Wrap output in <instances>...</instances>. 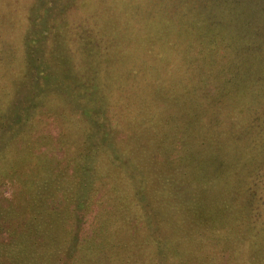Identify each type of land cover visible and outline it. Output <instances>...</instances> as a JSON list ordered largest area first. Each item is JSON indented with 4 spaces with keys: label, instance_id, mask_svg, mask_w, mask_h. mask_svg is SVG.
<instances>
[{
    "label": "trees",
    "instance_id": "trees-1",
    "mask_svg": "<svg viewBox=\"0 0 264 264\" xmlns=\"http://www.w3.org/2000/svg\"><path fill=\"white\" fill-rule=\"evenodd\" d=\"M79 1L69 0L70 10L79 11ZM110 2L113 0L99 3L109 6ZM191 2L193 0H142L140 5L124 6L126 10H138L141 15L132 26L134 20H126L125 24H129L123 29L124 34L132 31L138 35L135 44L125 42H132L135 35L115 36L118 21L114 17L106 23L101 21L98 31L104 35L98 43L89 27L75 23L64 27L52 24L37 58L48 80L33 78L26 63L30 60L28 51L23 53V67L20 65L21 50H25L23 33L19 38L20 20H0V45L6 44L8 51L4 62L0 58V64L3 62L2 68L10 71V91L15 90L19 98L24 96L22 105L28 107L26 111L37 110L47 97L78 110L82 108L78 106L79 100L97 98L105 102L103 106L111 113L113 125V128L111 123L99 128L91 121L73 120L63 113L62 122L71 132L62 136L61 146H75L76 153L68 151L72 158L77 154L76 162L70 159L72 163L65 161L66 158L59 162L48 155L40 157L36 144L17 142L20 134L9 135L8 142L0 144V264H74L81 261L76 256L85 258L89 264H191L185 261L186 256L195 264H264V221L258 210H246L249 225L239 229V215H244L243 210L238 209L234 214L230 205L227 207L231 209L227 210L213 206L206 213L201 209L198 212L193 207L196 200L182 195L186 190V193H196L205 187L215 195L229 192L230 196L245 195L251 200L250 207L264 205L261 170L233 163L231 152L219 153L218 159L211 154L207 156L214 162L236 167L233 176L237 180L222 175L217 181L212 177L207 182L197 183L199 178L186 171L190 169L189 164L176 159L177 153L187 157L182 151H192L196 143L217 151L221 150L218 146H222L221 141L220 145L214 141L207 143L212 135L201 138L193 127L204 124L198 114L200 106L195 103L205 95L202 80L228 76L224 73L229 67L224 63L230 60L225 52L229 44L220 37V23L204 17L205 10L197 12ZM110 6L108 9L112 12ZM206 11L212 12L211 7ZM98 24L93 22L95 29ZM237 48L247 51L249 42L242 40ZM152 52V56L149 55ZM129 53L139 57V64ZM145 60L149 62L141 63ZM77 65L83 68L85 75H79ZM230 75L227 84H235ZM102 78L106 93L101 95L96 89L102 86ZM114 92L118 105L113 99ZM256 93L248 99H257L256 94L261 97L259 103L264 101V93ZM255 102L242 108L244 112L251 111L250 118L256 116L257 104L252 105ZM54 104V109L61 108L60 104ZM204 110L208 112L205 105ZM33 116L25 114L20 118L25 129ZM255 122L254 117L249 124L241 122L232 126V133L238 136L235 143L245 144L244 155L255 151L259 136L264 135L263 131L254 130ZM99 148H106L113 156L96 164L94 161L98 159H93L96 155L92 153H97ZM240 148L234 146L233 150ZM125 161L127 164L122 163ZM20 162L27 163L26 167L18 166ZM61 164H65L64 167ZM68 164L73 166L68 168ZM170 164L181 165L183 173L169 174L160 167ZM4 180L14 185L10 194L11 188L6 189ZM254 180L262 181L260 190ZM213 181L222 184L214 189ZM129 182L133 188L128 187ZM96 190H104L106 195L99 205L107 206L102 208L103 215L96 217L97 224L88 225L87 216L94 205L92 194ZM147 199L149 203L144 202ZM125 201L132 203L129 213L133 219H129V223L135 221L146 229L124 227L121 219L115 221V206L117 210V204ZM243 207L246 208L245 203ZM226 217L231 218V223ZM230 226L235 229L231 230ZM205 243L219 248L205 257L199 248ZM166 248L182 263L164 256ZM225 253H228L227 259ZM215 254L221 258L212 260Z\"/></svg>",
    "mask_w": 264,
    "mask_h": 264
},
{
    "label": "rangeland",
    "instance_id": "rangeland-1",
    "mask_svg": "<svg viewBox=\"0 0 264 264\" xmlns=\"http://www.w3.org/2000/svg\"><path fill=\"white\" fill-rule=\"evenodd\" d=\"M68 1L69 0H0V20H6V22H12L14 20H16L17 22V20H20L21 22L19 38H21V35L23 33L25 50H21L20 65L23 67V53L28 51L30 60L29 62H27L26 60V63H29V70L35 80H48L45 72H43L44 66L42 62L38 61L37 58L44 44L43 40L47 37L46 35L48 33V29L52 24L64 27V25H66L67 23H69V25L70 23H75L76 25H80L81 27H89L93 30L91 32L95 35L96 41L98 43L100 41V38L104 35L103 32L98 31L100 30L99 25L101 24V21L105 22L114 17V19L118 21V24H116L115 28L116 37L121 34L123 38L124 36L128 38L135 35V32L132 31L126 34L123 33V29L126 28L129 24H125V21L127 20V22H129L130 20H134V22H132L131 24L132 26L136 22V20L140 18L141 15H138V10H133V8H130L129 11L126 10L124 6L129 7L132 5L134 7L142 4V0H131V2L130 0H119L118 3H116L117 0H113V2H110L111 6L109 5L112 8V12H110V10L108 9L109 6L106 3H103L101 5L99 3L100 0H92L93 2L89 0H80V4L78 3L77 5V8L80 10L75 12L72 11V9L70 10ZM191 3V6H193V8L197 10V12H202L203 10H205L202 12L203 14H205L204 17L208 16L214 21L220 23L219 28L222 27V29H220V37H222V39H226V42L229 44L226 47L225 52L228 55L227 57H230V60L224 63V66L226 64L228 65L229 71H226L227 73L225 72L224 75L228 74L229 76L231 73L230 77L233 75L232 81L235 84H227V82L229 83L228 76L226 79L223 78L215 80H213V76L209 77L210 79L205 78L204 80H202V85H204L203 92L205 95H202L203 97L199 98L195 102L197 106H200V111L198 112V114L203 118L204 124L202 127H193V129L195 130L194 133H197V135L201 138H203L205 135H212V139L208 140L207 143L211 144L212 141H214V143H218V145H220L219 141H221L223 147L221 145L218 146L221 148V150L217 151L215 149L203 147L202 143H196L193 144L194 148L192 149V151H178L185 152L188 155L187 157H181L179 155L180 153H177L175 154L176 159L185 160L184 163L189 164L190 169L187 168L186 171L192 172L194 177L196 176V178H199V180L196 179L197 183L207 182L212 177L214 181H217L222 175L226 177L228 176L231 178H236L237 180V177L233 176L236 167H229L228 164L223 165V163H219L217 162V160L216 162H214L209 159V156H207L211 154L214 159H218L217 155L219 153L223 151L224 154L231 152L233 156V163L238 162L240 166L242 165V163L246 164L249 166L248 168H252L253 170L259 168L261 170L260 174L262 175L261 178L263 180L264 135L259 136L258 140H260L261 143L258 142L255 144V151L244 155V152L247 151L244 147L245 144L241 146L240 144L235 143L238 136L232 133V126H236L238 125L237 123L241 122L249 124V122H251L255 117L256 122L254 130L263 131L264 133V101H261L259 103L258 99H260L261 97H258L256 95L258 94L256 92L264 93V0H211L210 2L207 0H193V2ZM209 6L211 7L212 12L206 11V8H209ZM106 9L108 13H106ZM94 21L96 23H99L96 26V29L93 25ZM121 21H123L124 24H122ZM1 37L2 36L0 35V38ZM136 37H138L137 34L135 35V38L132 42H125L135 44ZM102 39L103 43L105 44V39ZM242 40L244 43L249 42V49L247 51H242L237 48L238 44ZM5 45L6 44L0 45V58L3 59V62L6 60V54L8 52ZM129 54L130 57L133 56L134 60H136V63L139 64V57H137L136 54L134 55L133 53ZM152 54L153 52L149 55L152 56ZM146 62L149 61L145 60L141 63ZM1 64L0 102H2L3 104L0 105V144L7 143L9 135L16 134L18 136L20 134L19 137L21 138L17 139V142L22 143V145L36 144L37 147H35L39 151V154L37 155H39L40 157H42L43 155H48L52 158H57L59 162L64 161L66 158L68 160L65 161H69L70 163H72L70 161L72 156L69 155L68 151H74L75 146H61L62 136L68 133L70 134L71 132L70 128L69 130L66 129L65 125L62 122L61 115H63V113L64 115L70 116L73 120L82 119L91 121L99 128H103L105 125L107 126L109 123H111V128H113L111 119L109 117L111 113L108 112V110L106 112L103 106L105 105V102L97 98H90L89 100H86L87 98H84L82 100H79L77 102L78 106H82V108L78 110L72 105L63 103V101L56 102V100H54L53 98L47 97L43 105L37 110L26 111V108L28 107L25 106L24 109L22 105L24 96L19 98L17 95H15V90L12 92L10 91V71L3 69ZM137 69L139 70V68ZM76 71L80 76L85 75V73L83 72V68L80 65H77ZM83 78L90 79L88 76H84ZM96 90L97 93H101V95L104 94V92L106 93L105 86L103 87V78L102 86H100V89ZM254 93H256L255 96L257 97V99L253 97L251 99H248ZM101 99L103 100L105 98ZM113 99L114 102L118 105L119 103L116 102L115 92L113 94ZM200 99H203L204 102L199 101ZM254 100H256V102L252 105L257 104V109L254 110L256 116L253 115L250 118L251 111L244 112L242 111V108L245 105H249V102ZM46 103L48 104L46 105ZM54 103H56L57 105L60 104L62 109L59 107L54 109ZM111 104L112 106L115 105L114 103ZM204 105L208 108L207 113L204 110ZM65 110L69 113H66ZM25 114H28V116L34 115L33 118L29 121L26 129L25 125L20 121L22 115L24 116ZM24 129L25 131L22 132ZM209 131H213L214 133ZM28 137H30V139H28ZM258 145L259 147H257ZM234 146H240L241 148L240 150H233ZM74 153H76V151H74ZM92 154L96 155L95 157H93V159H98L95 161L93 160L95 163L99 162L101 159H105V157L107 156L109 158L110 155L109 151L106 148H99L97 153L93 152ZM76 155L77 154H74V157L72 158L73 162H76L74 161L76 159ZM192 157H194V159L189 161L188 159ZM126 161L128 163H132L128 160ZM126 161L122 163L127 164ZM20 163L22 164H18V166L22 165V167H26L25 164L27 163ZM64 165L65 164H61V167H64ZM166 165H160V167L161 169L169 171V174L173 173L180 175V173H183L182 166L179 164H175V166L171 164L170 166ZM58 166H60V164ZM72 166V164H68V168H71ZM154 168H156V166ZM98 180L99 178L97 179V181ZM97 181L93 186L95 189L97 186ZM154 181L157 183V180H152V182ZM214 181V189L221 186L222 183L218 182V184H216ZM254 181H257L259 183L257 189L260 190L262 186V184L260 183L262 181ZM146 183L147 182H145L143 185L145 186ZM161 183L162 182H160V187H163L161 186ZM127 184L128 187L133 188V185H131L130 182ZM3 185L7 187L6 189L11 188L8 193L10 194L12 192L11 190H13L14 188L13 183L11 181L4 180ZM162 185L166 186V184ZM134 186L136 187V185ZM146 191L147 190H145V192ZM186 192L188 191L186 190ZM186 192L182 195L196 200H194L195 206L193 207L197 208L198 212H200L201 209L203 213H206L207 209H210L213 206H220L223 210H227L231 209L227 207L230 205H232L233 210L231 211H234V214L237 213L238 209L240 211L243 210L241 213L244 215L241 217L239 215V229H244V227L246 228L249 225L247 220L245 219L246 210H248L249 212H255L258 210V212L262 214L261 216L264 221V205L262 204L263 206H259L257 204L250 207L251 200H248L247 196L245 195L230 196V192L227 194L216 193L217 195H215L212 192L207 191L205 187H202V190L196 192L197 194ZM190 193L192 195H190ZM104 194V190H98L97 192H94V194H92V201L94 202V205L91 206L92 212L89 216H87V221L89 222L88 225H93L95 223L97 224L96 217L103 215L104 209L102 208L106 207L107 205L101 206L102 204L99 205V203H102L101 201L104 200ZM107 196L112 197V194H107ZM147 201L149 203L150 200L147 199L144 202ZM196 202H198V204ZM109 203L107 204L109 205ZM243 203L246 204L247 209L243 207ZM131 205L132 203L130 201H125V203H120V205L117 204V210L116 206L114 209L115 221H119L118 219H121L120 224H122V226L124 227H142L146 229L144 225L141 226L135 221L129 223V219H133V217L129 213L132 208ZM235 217L236 216H232L233 219ZM229 219L231 218H225L226 221L230 222ZM99 222L101 223L100 220ZM234 224L235 222L233 223V225ZM230 227L232 228L231 230L235 229V226ZM84 235L85 233L82 234V236ZM213 241L215 244H217L215 240ZM199 243L200 242L197 241V244ZM207 243L201 244L199 247L201 249L202 255L204 254L205 257L207 254L211 255L215 253L219 248L217 245L214 248H211L207 245ZM225 254L227 255V257L224 258L227 259L229 257L228 253ZM163 255L166 256L169 260L177 263H182L179 262L176 257H174V254L170 249L168 250L166 248V250H163ZM75 258L80 259L81 261H76L74 264H89L86 259L81 256H76ZM220 258V255L215 254L212 257V260H219ZM184 259L186 262L195 264V261H190L191 258L187 256Z\"/></svg>",
    "mask_w": 264,
    "mask_h": 264
}]
</instances>
